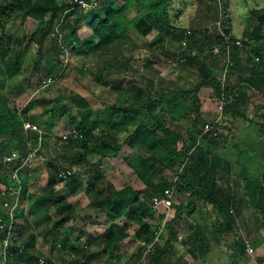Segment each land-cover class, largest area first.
<instances>
[{
    "label": "trees",
    "instance_id": "trees-1",
    "mask_svg": "<svg viewBox=\"0 0 264 264\" xmlns=\"http://www.w3.org/2000/svg\"><path fill=\"white\" fill-rule=\"evenodd\" d=\"M0 1V184L7 187L0 193V255L4 264H42L32 223L40 227V235L52 249L62 252L63 264H93L95 243L102 246L101 256L120 262L123 255L119 252L133 237V229V240L141 245L139 256L142 251L146 255L142 261L138 257L139 264H189L186 255L211 264V258L219 252L216 247L229 244L226 240L231 235L237 238V221L246 204L254 210L255 226L248 228L245 240L234 238L233 257L245 255L248 244L257 248L264 243V124L248 119L246 114L249 91L264 97V6L259 7L255 0H236L245 21L239 41L230 28L225 34L190 30L187 35L189 30L176 23L179 10L174 11V0H84L93 6L89 9L76 0L67 4L59 0ZM228 4L229 0L226 8ZM18 13L38 23L31 36L3 33L4 25ZM73 13L78 14L76 20ZM81 24L88 25L89 36L81 37ZM153 32L157 34L152 47L159 46L177 58L182 71L196 73L190 87L185 78L174 83L175 89L165 91L157 90L151 80L145 87L131 84L124 91L126 104L107 109H95L85 96L72 93L59 98L57 105L48 101L39 114L33 111L35 101L21 106L4 92L7 85L30 83L39 75L41 87L48 78L60 84L67 78L68 56L76 60L96 58L101 63L97 81H102L109 66L119 73L129 72L130 59H122L127 42L134 50L140 45L138 41ZM34 44L37 51L27 59ZM146 66L154 70L152 62ZM204 88L211 89L224 103L223 114L202 110L199 93ZM67 101L75 108L70 112V125L77 135L66 140L60 137L59 143L70 167L50 164L47 184L39 193L30 194L28 178L21 176L20 168L30 152L39 148L38 155L42 146H47L45 140L54 118L69 110ZM223 115L233 118V124L243 119L247 131L243 134L241 128L231 147L220 144L221 138L225 142L229 138L219 131L222 125L216 122ZM26 122L44 134L26 130ZM224 129L229 134L233 131V127ZM125 132L127 137L122 140ZM127 150L129 154L124 153ZM13 153L18 157L7 162ZM121 157L144 189L129 185L118 190L103 174V161ZM93 160L96 162L84 168L87 181L83 185L72 168ZM181 166L184 169L180 171ZM166 169L178 178V191L189 195L185 204L173 206L175 216L165 224L167 240L148 248L158 230L148 222L156 214L153 198L162 197L172 187L164 176ZM7 171L10 175L5 174ZM14 173L17 178H13ZM63 182H67L69 195L59 189ZM12 189L21 193L20 201L30 202L28 216L24 208L12 210ZM78 196L89 202L87 211L92 214L85 215L89 223L98 225L102 216L105 218V231L96 240H90L84 226L77 225L83 210ZM209 206L210 213L204 214ZM184 210L189 217L199 214L207 219L189 226L190 232L181 240L186 251L178 255L175 243L180 237L173 225L182 219ZM258 262L264 264V257ZM47 263L52 264V260Z\"/></svg>",
    "mask_w": 264,
    "mask_h": 264
},
{
    "label": "rangeland",
    "instance_id": "rangeland-1",
    "mask_svg": "<svg viewBox=\"0 0 264 264\" xmlns=\"http://www.w3.org/2000/svg\"><path fill=\"white\" fill-rule=\"evenodd\" d=\"M60 4L71 3L70 0H59ZM0 3H2L0 1ZM228 0H174V6L176 8L174 11L177 12L179 10V16L177 17L176 23L185 27L186 30L195 31H209L212 33H220L225 34L227 30L230 28L232 31L233 37L237 38V40L242 41L243 39V31L245 27V21L243 20V14L241 13L237 5L236 0H229L228 8L225 7ZM255 3L258 4L259 7L264 6V0H255ZM255 3H251L254 6ZM70 11L67 12L69 15ZM78 18V14L73 13V20ZM229 24V26H228ZM5 30L3 33L10 34L14 36H31L38 26L37 22L26 20L21 13L16 14L8 24H5ZM79 33L82 38L90 35V30L87 24H81L79 27ZM1 34V29H0ZM157 32L151 33L148 37H146L142 41H138L140 45L133 50L131 46V42H127L128 46L123 53L122 56L123 61L126 59H130V68L129 72H118L114 67H108L106 72L102 74V81H97V77L100 70L101 63L96 58L89 59H74L68 56L66 62L68 64V68L66 69V79L59 83L52 82L48 86L42 87L38 83V79L40 77L34 76L29 81L30 83L15 84V85H7L4 88V92L7 94L9 98H11L15 103L25 106L31 101H35L36 105L33 108V111L37 114L42 113L44 107H46L47 102L51 101L53 104L57 105L58 99L61 97L70 96L72 93L81 94L85 96L92 106L95 109L100 108H111L113 106H117V104H126L127 95L124 92L127 89L131 88V84H135L136 86L145 87L149 84V80L154 82L155 88L158 90H168L175 89L176 85L174 83L179 82L181 78H185V82L188 81L189 85L195 81L196 73L188 70L182 71V65L177 62V58H174L171 54H167L168 52L161 47H152V41L156 36ZM228 35L227 38H229ZM126 43V44H127ZM134 43V42H133ZM242 45V42L241 44ZM33 47L30 48L27 59L33 57L37 51V46L34 44ZM119 48V47H118ZM148 62H152V66L154 68L150 69L146 66ZM183 83V82H182ZM213 91L208 88H204L200 91L199 96L202 101V110L205 112H209L212 115H216L218 112L224 113V103L220 101L217 97H214ZM16 95H19L16 97ZM68 102L69 110L60 112L54 118L52 123V131L47 133L48 137L45 141H47V146L43 145L40 149V152L36 157L32 160H24L23 165L21 166V176L28 178V186L29 193H39L41 189L47 184L49 178V170L48 167L50 164H58L62 167L68 168L70 164L67 162V153L61 150V146L59 143L60 136L64 131H68L71 128L70 125V112L74 113L75 108ZM62 104V103H61ZM223 104V109L220 111V105ZM247 118L257 122L259 124H264V97L255 92L249 91L248 96V104L246 107ZM222 113V114H223ZM222 127L220 128V132L223 134H228V141L225 142V138H221L220 144L224 146L225 144L232 146L235 141V138L239 137L242 132L239 130L243 129V134L247 133L244 131V121L240 119L237 123L233 124V118L230 116L224 117L217 120ZM224 127L231 128L233 127L232 133L229 134ZM42 130V129H41ZM44 130V129H43ZM210 130V128L208 129ZM252 131V130H250ZM249 132V130H248ZM42 134H44L42 132ZM46 134V131H45ZM127 137V132L121 135V139L124 140ZM1 148V147H0ZM124 153L129 154V151H125ZM212 160V157H209ZM187 160V159H186ZM96 160L90 161L89 165L86 162L81 167H73L72 171L75 173L76 177L83 183L87 181V173L84 172V168L86 166H90V164L95 163ZM101 171L104 175L107 176L108 180L113 184L116 189H122L129 185H135L139 189H144V185L139 183V180L133 170L128 166L127 162L123 159V157L119 159H108L103 161L100 164ZM184 169V166H181L180 171ZM11 169H9L10 171ZM7 171L5 174L10 175V172ZM78 175V176H77ZM15 173L13 174V178ZM164 176L168 179V181L172 184V190L174 194V203L173 206H179L181 204H185V199L189 195H182L178 190L177 181L178 178L173 176V172L169 169L164 171ZM22 180L21 177H18ZM20 179L17 181L20 182ZM67 182L61 183L59 189L62 191V194L69 195L70 190L65 187ZM225 190H228L227 185H223L222 187ZM7 190V187L3 184H0V193H4ZM11 197L14 198L13 209L16 208H24L26 211V215L28 216V208L30 206V202H22L20 201L21 193L12 189ZM80 197L79 203L81 204L82 210V218L77 219V225L81 227L84 226L85 234L90 240H96L98 237L104 233L105 231V218L102 216V221L98 223V225H94L93 223H89L86 220V214H92L91 210L87 211V206L89 204L86 197ZM9 203V202H8ZM22 205V206H21ZM247 205V204H246ZM245 205L244 213L242 217L238 218L237 221V238L233 235L229 236V239L226 240L229 242L227 246H232L234 242V238L245 240L247 238L248 228H254V222L252 220V216L254 210L252 208H248ZM11 203H9V207ZM171 207V209L161 208L156 211V214L148 220V222L153 227H158L157 232L159 233L157 240L155 243L163 242V240H167L168 237V229L165 224L169 223L173 220L175 216V208ZM5 208L8 206L4 205ZM86 208V210H84ZM211 206L208 209L204 210V214L207 212L210 213ZM30 217V216H29ZM195 218V219H194ZM207 219V217H203ZM199 214H195L194 217H189L186 210L183 211L182 219L175 222L173 227L178 232L180 237V242L175 244L179 245L181 243L182 238H184L190 231L189 226H194L196 222L202 223L204 220ZM82 219H85L84 222ZM197 219V220H196ZM32 218L30 217V221L32 223ZM21 222V221H20ZM31 229L33 233H35L38 237V246L43 255L41 258L44 263L48 264L47 260H52V264H63L64 256L62 252L58 249H52L50 243L45 241L40 235V227L35 224H31ZM159 229H162L161 231ZM130 234L133 236L132 238H128L125 241L122 250L119 252L123 255L122 260L120 262H116L114 259H110L108 256H101L102 246L97 245L95 243L92 246V257L93 264H134L139 261L141 247L140 243L133 240L134 238V229L130 230ZM264 236V232L261 233ZM224 246V244H223ZM260 249L255 251L253 247V251L247 250V254L258 258L264 256V244L260 245ZM219 252L215 253V258H219V260H214L212 258L211 264H222L225 260L224 258L229 259V254L232 253V248L219 247ZM218 248V249H219ZM180 249V248H179ZM183 248L182 250H184ZM43 252V253H42ZM217 255V256H216ZM146 255L142 251L140 261L142 259L145 260ZM188 258V257H187ZM4 256L0 255V264H4ZM232 260L227 262L228 264H232ZM231 262V263H230ZM138 262L137 264H139ZM203 263V262H202ZM50 264V263H49Z\"/></svg>",
    "mask_w": 264,
    "mask_h": 264
},
{
    "label": "built area",
    "instance_id": "built-area-1",
    "mask_svg": "<svg viewBox=\"0 0 264 264\" xmlns=\"http://www.w3.org/2000/svg\"><path fill=\"white\" fill-rule=\"evenodd\" d=\"M77 3H79V5H81L82 7L86 8V9H89L91 7H93L92 5L88 4L87 2H85L84 0H76ZM191 33V31L189 30L187 32V35H189ZM239 43V42H238ZM52 82H54V80L52 78H48L47 80L43 81L42 85L43 86H48L49 84H51ZM223 109V104L220 105V111ZM25 129L26 130H30V131H34V132H37L39 133L40 136H42V130L40 128H38L37 126H35L34 124H32L31 122H26L25 123ZM210 127L207 126L206 127V131H208ZM72 135H77V131L76 129H69L68 131H64L63 134L60 136L62 139L66 140L67 138H69L70 136ZM39 148H35L32 152H30V154L27 156L26 160L30 161L32 160L34 157L37 156V151H38ZM17 153H13L11 156H9L7 158V162H12L14 161L16 158H17ZM21 169V168H20ZM17 173H15V178H17ZM62 178H66V175L65 174H61L60 175ZM173 203H174V194H173V190L172 188H167L165 191H164V195L162 197H154L153 198V201H152V204H153V208L158 211L160 210L161 208H164V209H171V207L173 206ZM6 206L8 204H5ZM162 229H160L161 231ZM158 235L159 233L156 232V236H155V239H154V242L151 243L150 245H148V248H150L151 246H153V244L155 243V241L157 240L158 238ZM159 239V238H158ZM143 246H146V243H143ZM250 250V252H252L254 249L252 246H250L248 244L247 246V250ZM149 251V250H147ZM146 251V253H147ZM41 263H44L43 260L41 259Z\"/></svg>",
    "mask_w": 264,
    "mask_h": 264
},
{
    "label": "crops",
    "instance_id": "crops-1",
    "mask_svg": "<svg viewBox=\"0 0 264 264\" xmlns=\"http://www.w3.org/2000/svg\"><path fill=\"white\" fill-rule=\"evenodd\" d=\"M237 240H239V239H237ZM262 244H264V243H262ZM228 244H224V246L223 245H221V247H224V249H226V248H232V253H230L229 255H231V256H229V259L228 258H224V259H222V260H225V262L224 263H222V264H228L227 262H229V260H232L231 262H232V264L234 263V264H261L260 262H258V260H259V258H261V257H258V258H256V257H254V256H252L253 258H251V256H249L247 253L245 254V255H243V256H240V257H233L234 256V254H235V250H234V245L232 244V246L230 245V246H227ZM261 245V244H260ZM258 246L257 248L256 247H254L255 248V251H258L259 249H260V247L261 246ZM176 247H177V250H178V255H182V254H184V252L186 251V249H184V250H182L183 248H185V247H183L182 245H181V243H179V245H175ZM220 246H218V247H216V249L215 250H217L218 248H219ZM180 248V249H179ZM218 250H220V248L218 249ZM188 257V258H187ZM215 257V256H214ZM264 257V256H263ZM213 258V257H212ZM212 258H211V260H212ZM186 260H187V262L189 263V264H204V263H202L203 261L201 260V259H196V258H194V257H192L191 255H186ZM214 260L216 261L217 259H215L214 258ZM218 260H219V258H218ZM212 261H210V263H211ZM230 262V263H231ZM213 263V262H212ZM218 264V263H217Z\"/></svg>",
    "mask_w": 264,
    "mask_h": 264
}]
</instances>
